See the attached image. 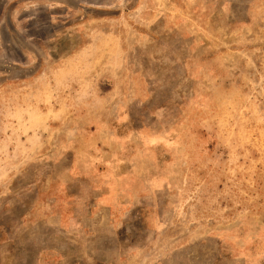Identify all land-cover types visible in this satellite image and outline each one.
Here are the masks:
<instances>
[{"label": "rangeland", "instance_id": "1", "mask_svg": "<svg viewBox=\"0 0 264 264\" xmlns=\"http://www.w3.org/2000/svg\"><path fill=\"white\" fill-rule=\"evenodd\" d=\"M0 264H264V0H0Z\"/></svg>", "mask_w": 264, "mask_h": 264}]
</instances>
